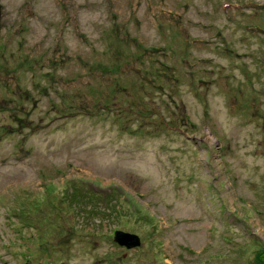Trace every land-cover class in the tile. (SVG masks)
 Here are the masks:
<instances>
[{"label": "rangeland", "instance_id": "obj_1", "mask_svg": "<svg viewBox=\"0 0 264 264\" xmlns=\"http://www.w3.org/2000/svg\"><path fill=\"white\" fill-rule=\"evenodd\" d=\"M0 264H264V0H0Z\"/></svg>", "mask_w": 264, "mask_h": 264}, {"label": "water", "instance_id": "obj_2", "mask_svg": "<svg viewBox=\"0 0 264 264\" xmlns=\"http://www.w3.org/2000/svg\"><path fill=\"white\" fill-rule=\"evenodd\" d=\"M112 239L119 245L125 247H133L139 243V237L135 233L125 232L122 230H114Z\"/></svg>", "mask_w": 264, "mask_h": 264}]
</instances>
